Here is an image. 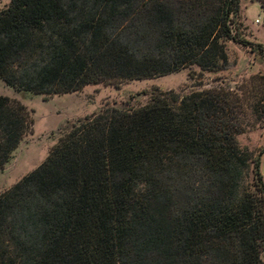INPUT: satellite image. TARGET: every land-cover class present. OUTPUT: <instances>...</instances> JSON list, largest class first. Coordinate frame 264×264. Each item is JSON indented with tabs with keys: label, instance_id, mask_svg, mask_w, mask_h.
<instances>
[{
	"label": "trees",
	"instance_id": "trees-1",
	"mask_svg": "<svg viewBox=\"0 0 264 264\" xmlns=\"http://www.w3.org/2000/svg\"><path fill=\"white\" fill-rule=\"evenodd\" d=\"M0 80L64 95L102 82L227 66L239 0H8ZM264 12V0H251ZM264 76L234 90L166 93L72 124L0 196V264H264V180L237 137L264 126ZM31 122L0 96V172Z\"/></svg>",
	"mask_w": 264,
	"mask_h": 264
},
{
	"label": "rangeland",
	"instance_id": "rangeland-1",
	"mask_svg": "<svg viewBox=\"0 0 264 264\" xmlns=\"http://www.w3.org/2000/svg\"><path fill=\"white\" fill-rule=\"evenodd\" d=\"M239 1L238 23L244 37L264 45V12L251 0ZM8 4V0H0V11ZM225 51L227 66L215 73L199 75L196 67L188 66L168 76L91 84L78 92L64 95L19 94L0 80V96L21 103L31 122L30 131L24 135L10 163L0 172V196L34 171L72 124L103 108H139L159 93L180 100L192 91L212 88L234 90L250 76H264V55L261 58L258 54H250L231 42L225 43ZM237 140L240 146L257 153L264 147V126L257 124L253 131L239 135Z\"/></svg>",
	"mask_w": 264,
	"mask_h": 264
},
{
	"label": "crops",
	"instance_id": "crops-1",
	"mask_svg": "<svg viewBox=\"0 0 264 264\" xmlns=\"http://www.w3.org/2000/svg\"><path fill=\"white\" fill-rule=\"evenodd\" d=\"M261 174L264 180V156L261 159Z\"/></svg>",
	"mask_w": 264,
	"mask_h": 264
}]
</instances>
